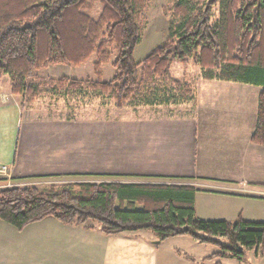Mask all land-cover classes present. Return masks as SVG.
I'll return each instance as SVG.
<instances>
[{"label": "trees", "instance_id": "1", "mask_svg": "<svg viewBox=\"0 0 264 264\" xmlns=\"http://www.w3.org/2000/svg\"><path fill=\"white\" fill-rule=\"evenodd\" d=\"M93 1L101 6L96 19L87 13L89 0H0V80L7 76L12 96L32 103L89 94L108 99L117 110L181 105L192 102L194 92L171 77V65L192 60L203 80L261 88L251 143L264 147V0H207L203 7L178 0L163 44L139 63L133 52L141 41L139 21L147 0ZM215 7L219 12L212 23ZM112 52L114 76L102 82V66ZM93 55L96 81L33 78L48 66L77 68ZM196 192L172 183H78L47 191L12 187L0 190V221L17 231L52 218L105 236L146 232L160 243L188 237L216 249L208 260L242 262L253 249L264 258V221L201 220Z\"/></svg>", "mask_w": 264, "mask_h": 264}, {"label": "crops", "instance_id": "2", "mask_svg": "<svg viewBox=\"0 0 264 264\" xmlns=\"http://www.w3.org/2000/svg\"><path fill=\"white\" fill-rule=\"evenodd\" d=\"M4 78L1 77L0 83ZM202 82L214 83L212 87L203 88L202 100L199 101L194 92V100L175 107L177 109L172 111L171 117H147L145 122L150 124L149 136L168 126L172 131L170 143L162 148V140L147 139L144 152L148 156L139 158V161L143 159L146 162L144 170L125 172L124 175L140 180L171 178L179 185L195 188L194 208L201 220L234 223L240 217L250 221L251 218L244 216L243 207L251 202L260 204L255 213L258 219H261L260 216L264 218V147L251 143L261 90L255 100V122L213 121L207 117L209 110L214 108L209 100L214 96L213 90L216 87L231 90L237 87L230 84L240 83L203 79ZM222 100L226 102L225 99L215 101L217 107L229 105ZM39 102L29 104V109L24 108L21 99L10 94L9 81L6 89L0 90V166L7 167L11 178L9 183L62 173L64 144L36 139L32 128V119L45 118L41 113L33 114V109H30L38 106ZM241 103L245 112L252 111L246 100ZM154 108L146 107L147 112H152ZM240 110L239 104L238 112ZM162 122L165 123L160 126ZM22 125L24 132L21 137L19 128ZM53 125L56 127V124ZM141 146L143 143L139 142ZM0 184L8 187L7 181ZM144 233L105 236L96 230L63 225L52 218L17 231L0 221V264L231 263L230 258L208 260L216 249L198 244L188 237L170 238L155 244L151 235Z\"/></svg>", "mask_w": 264, "mask_h": 264}, {"label": "rangeland", "instance_id": "3", "mask_svg": "<svg viewBox=\"0 0 264 264\" xmlns=\"http://www.w3.org/2000/svg\"><path fill=\"white\" fill-rule=\"evenodd\" d=\"M178 0H147L145 11L139 21L141 30V41L133 52V60L136 63L143 61L155 48L162 45L166 39L167 30L172 21V11ZM190 4L196 7H203L207 0H188ZM90 9L87 13L96 19L101 10L98 2L89 0ZM218 8L213 9L214 23L218 17ZM115 53L112 52L110 61L102 66V82H109L114 76L112 62ZM96 56L93 55L83 65L74 68L71 66H48L33 73L34 77H48L59 79L62 77L96 81L93 71V64ZM0 83V90L6 89L8 78L4 76ZM171 77L174 80L185 81L191 87L193 92L202 100L201 94L203 88L212 87L213 84L202 82L199 68L194 65L192 60L186 64H180L173 61L171 65ZM32 79V78H31ZM233 89L213 90L214 96H211L213 109L209 110L207 117L209 119L227 121L240 120L255 122V100L261 88L244 84H230ZM208 94L210 93L207 91ZM225 94V95H224ZM20 98V97H19ZM47 98V100H45ZM24 108L29 109V104L37 105L33 109V114L41 113L45 118H35L33 121V131L36 139L55 140L64 144V161L62 173L56 176H40L24 178L20 181H11L7 183L8 187H2L0 190L12 187H35L40 191H47L50 188L61 189L65 185L78 183H111V182H137V183H172L177 182L168 179L159 180H140L128 178L124 173L144 170L146 162L140 157H146L148 154L144 151L145 141L152 137V140H162V145L166 148L170 143L169 136L172 131L168 126L163 127L161 131L153 132L149 136L150 124L145 122L147 117L152 119H165L172 116L177 106L181 105H162L151 106L152 112L146 107H124L117 110L114 103L104 98H95L91 95L64 98L57 96H46L28 103L22 98ZM44 99V100H43ZM225 99L229 105L216 106L215 101ZM246 100L250 113L243 110L242 101ZM224 101V100H222ZM224 101V103H226ZM186 104V103H185ZM234 104V105H233ZM240 104V112H238ZM27 105V106H26ZM226 107V108H225ZM174 109V110H173ZM229 109H232L231 111ZM38 112V113H37ZM49 118V119H46ZM49 120V121H48ZM152 122L151 120H148ZM165 122H162L164 124ZM53 124H56L54 127ZM181 132V129L179 130ZM24 132L23 125L19 128V134L22 137ZM178 131H175V133ZM154 133H156L154 135ZM160 134V137H159ZM139 142L143 146L139 147ZM141 148V151L139 150ZM136 176V175H133ZM5 186V185H4ZM260 204L250 203L243 207L246 218H251L252 222H262L264 218L258 219L257 209ZM147 234V233H144ZM148 235V234H147ZM256 250H246L245 259L242 262L231 260L230 264H264V258Z\"/></svg>", "mask_w": 264, "mask_h": 264}, {"label": "built area", "instance_id": "4", "mask_svg": "<svg viewBox=\"0 0 264 264\" xmlns=\"http://www.w3.org/2000/svg\"><path fill=\"white\" fill-rule=\"evenodd\" d=\"M10 179L11 178H10L7 167L3 165L0 166V181H7V183H9Z\"/></svg>", "mask_w": 264, "mask_h": 264}, {"label": "water", "instance_id": "5", "mask_svg": "<svg viewBox=\"0 0 264 264\" xmlns=\"http://www.w3.org/2000/svg\"><path fill=\"white\" fill-rule=\"evenodd\" d=\"M160 242H155V244H159Z\"/></svg>", "mask_w": 264, "mask_h": 264}]
</instances>
